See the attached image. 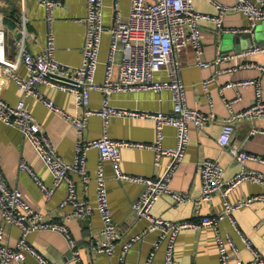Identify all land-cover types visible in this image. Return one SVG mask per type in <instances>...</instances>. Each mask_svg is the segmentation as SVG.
<instances>
[{
	"label": "crops",
	"instance_id": "obj_1",
	"mask_svg": "<svg viewBox=\"0 0 264 264\" xmlns=\"http://www.w3.org/2000/svg\"><path fill=\"white\" fill-rule=\"evenodd\" d=\"M62 5L55 10V17L51 23L54 34L56 57L71 65L80 64L83 59V44L86 32L87 0H61ZM234 4L235 0H220ZM104 22L113 23L115 13L120 10L123 18H127L131 0H104ZM195 7L201 11L215 13L217 9L210 0H194ZM0 13L3 15L0 22L8 34V42L12 43L17 33V24L21 16L25 15L26 42L34 53L43 52L48 42L49 23L46 19V9L37 0H0ZM248 15L240 10H228L223 13L222 27H217L215 21L205 20L201 24L204 51L202 58L213 61L207 66L197 63V56L190 42L178 47L175 56L182 64V77L186 86L187 102L191 107L205 112H215L216 120H210L201 128L190 124V140L186 155L178 165L172 180L174 190L186 193L192 199L201 194V179L198 163L206 158H217L224 166L223 175L230 178L241 169V163L228 147H224L218 136L221 131L222 118L231 114L232 109L237 111L251 105L255 99L254 85L241 87V96L234 101L232 108L226 104V99L237 96L236 88L222 86L230 81L241 78H255L260 80L264 97V72L256 66L237 67L229 70L236 61L255 60L264 64V52H255L247 56H238L236 59L215 62L218 52L236 51L230 41H223V33L233 30L251 31L252 35L240 36L241 49L252 44L264 45V20L258 21L252 28ZM225 30H224V28ZM228 29V30H226ZM110 35L104 33L100 50V63L96 77L101 81L105 71V59L109 48ZM119 57V54L118 56ZM19 72L29 75L24 65H20ZM208 81V90L203 87V81ZM38 89L45 96L54 99L68 113L84 114L83 107L75 106L72 93L60 90L50 85L38 84ZM0 94L8 101L15 103L22 99L25 105L33 111L43 129L52 137L58 151L68 160H72L76 145L88 139L101 136L107 132L114 138H127L137 141L153 142L156 138L155 122L152 119L113 115L105 124L102 116L93 114L89 116L87 126L78 131L65 117L64 111L53 110L43 101L34 96L26 95L19 90L15 81L7 76L0 79ZM103 93L99 89L91 92L90 106L99 107L102 104ZM111 102L120 107L141 110H164L172 108L169 90L161 93L152 90H137L116 92L111 95ZM234 131L231 144L242 149L264 156V117L243 118L234 121ZM256 129V131H254ZM163 144L174 146L176 144V129L166 125ZM100 159L99 150L91 148L88 151L87 169L90 181L86 185L81 176L73 173L77 192L80 198L88 200L92 205L97 204L96 183L94 176ZM28 162L40 178L48 185H53V174L44 159L40 156L32 142L25 137L21 129L0 118V164L11 184L20 188L25 199L41 213L47 221L63 220L69 214L67 223L71 238L75 239L80 249L84 264H119V253L122 242L136 233H144L143 238L133 243L126 255V264H145L152 249V241L157 236L154 231L147 232L148 221L137 219L132 204L144 191L145 186L133 180L117 177L115 165L105 160L107 174V189L109 202L114 219L119 225L120 237L113 255L98 252L90 247V240L102 236V220L97 209L89 218L77 217L72 204L62 205L61 202L67 194L66 183L55 187L51 196H47L36 184L32 175L20 168L21 161ZM120 170L123 173L139 174L143 176H160L167 168L170 157L162 155L157 157L156 151L149 147L123 146L121 148ZM248 168L260 170L264 174V163L251 160ZM264 190V184L250 179L244 180L229 192L231 201L256 194ZM224 194L217 192L212 199L203 201L200 205L193 200L177 203L170 193L162 194L156 201L153 212L172 220L200 219L205 214L218 213L224 208ZM234 217L239 229L249 237L252 244L264 254V200H258L235 209ZM0 222L5 226L6 240L14 246L16 242L25 237L40 253L49 257L54 264H75L71 259V245L68 236L54 229H35L24 235L21 227L5 223L0 209ZM219 229L229 233L235 241L240 257L245 261L253 259V253L247 247L241 234L234 229L229 218L222 219ZM164 247L162 244L156 251L150 264H164ZM175 264H220L219 248L215 239V231L211 227L185 228L179 232L175 241ZM13 264H42L39 259L27 253L21 262Z\"/></svg>",
	"mask_w": 264,
	"mask_h": 264
},
{
	"label": "built area",
	"instance_id": "obj_2",
	"mask_svg": "<svg viewBox=\"0 0 264 264\" xmlns=\"http://www.w3.org/2000/svg\"><path fill=\"white\" fill-rule=\"evenodd\" d=\"M46 9V19L51 25L57 7L61 0H37ZM217 12H204L195 7L194 0H131L127 18H123L120 10L115 13L112 24L104 22V0H87L86 32L83 44V59L80 64L71 65L60 61L56 57L54 34L49 27L48 42L43 52L34 53L26 42L25 15L21 16L17 24V33L12 43L8 42L6 29L0 22V79L7 76L15 81L19 90L43 101L53 110L64 111L65 117L74 127L81 131L87 124L89 116L98 114L103 117L105 124L113 115L133 116L152 119L155 122L156 138L153 142L137 141L127 138H114L107 132L101 136L79 142L72 160L65 158L57 149L50 134L43 129L41 123L20 99L12 103L0 94V118L18 126L25 137L29 139L40 156L44 159L53 174V185L45 183L25 160L20 168L27 170L36 184L49 197L55 187L66 183L67 194L62 205L70 203L74 213L80 218H89L97 209L102 220V236L90 240V247L98 252L113 255L120 237L119 225L113 217L107 189V174L104 161L110 160L116 168L117 177L127 178L145 186L141 196L133 202L132 209L137 219L148 221L146 231L157 233L152 241V249L145 264H150L156 251L162 244L164 247V264H175V241L179 232L185 228L211 227L215 231V239L219 248L220 264H264V254L255 247L249 237L239 229L234 210L242 205H248L258 200H264V190L249 195L237 201L229 199V192L244 180L264 184V174L260 170L248 168V161L259 160L264 163V156L242 149L231 144L234 121L243 118L264 117L263 87L260 80L255 78H241L230 81L222 87L236 88L237 96L226 99V104L232 108V103L241 96V87L254 85L256 95L250 106L233 110L230 115L222 118L221 131L218 141L228 147L241 163V169L230 178L223 175L224 166L217 158H206L198 163L201 179V194L192 199L186 193L171 187L172 177L183 161L190 140V124L194 123L203 128L210 120H216L215 112H205L191 107L187 102L186 86L182 77L183 64L175 56V50L190 42L197 56V63L207 66L211 62L202 58L204 41L201 24L205 20H213L217 27H222L223 13L228 10H240L248 15L252 28L258 21L264 20V0H235L234 4L220 0H210ZM0 13V20L2 18ZM224 28V27H223ZM225 30V28H224ZM228 30V29H226ZM238 30V29H236ZM233 30V31H236ZM110 35L107 57L104 61L105 71L101 81L96 73L100 63V50L104 33ZM255 52H264V45L254 43L251 46L236 51L218 52L215 62L236 59ZM119 54V57H117ZM24 65L28 76L19 72L20 65ZM256 66L264 72V64L253 60L236 61L229 70L237 67ZM203 81V87L208 90V81ZM46 84L63 91L72 93L75 106L83 107L84 114H72L65 111L54 99L45 96L38 89V84ZM99 89L103 93L102 104L91 107V92ZM152 90L161 93L169 90L172 108L164 110H141L120 107L111 102V95L116 92ZM172 125L176 129V144L165 146V126ZM256 131V129L254 130ZM123 146L149 147L156 151L157 157L168 155L169 164L164 172L157 177L139 174L123 173L120 170L121 148ZM91 148L99 150L100 159L94 176L96 183L97 204L94 206L88 200L80 198L76 188L73 173L81 176L87 185L91 177L87 169L88 151ZM224 194V208L218 213L205 214L200 219L172 220L153 212V207L159 197L170 193L177 203L193 200L200 205L203 201L213 198L215 193ZM0 209L5 223L14 224L23 230L24 235L35 229H54L68 236L71 245V259L75 264H84L80 249L75 239L71 238L67 220L69 214L59 221L42 219L41 213L25 199L23 192L11 184L0 164ZM229 218L234 229L237 230L247 247L253 253V259L243 260L239 255V248L229 233L219 229L222 219ZM144 233L131 235L122 242L119 253V264H126V255L133 243L143 238ZM27 253L35 255L42 264H54L52 260L40 253L25 237H21L14 246L6 240L5 226L0 222V264L21 262Z\"/></svg>",
	"mask_w": 264,
	"mask_h": 264
},
{
	"label": "water",
	"instance_id": "obj_3",
	"mask_svg": "<svg viewBox=\"0 0 264 264\" xmlns=\"http://www.w3.org/2000/svg\"><path fill=\"white\" fill-rule=\"evenodd\" d=\"M247 35L251 36V31H244V30H236V31H230V33H223V41H230L233 45V49H241L242 46L238 43L240 40V36Z\"/></svg>",
	"mask_w": 264,
	"mask_h": 264
}]
</instances>
